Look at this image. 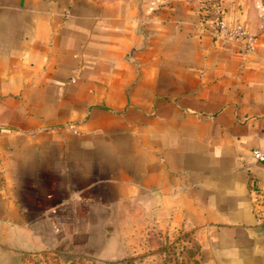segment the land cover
I'll return each mask as SVG.
<instances>
[{
  "label": "crops",
  "instance_id": "obj_1",
  "mask_svg": "<svg viewBox=\"0 0 264 264\" xmlns=\"http://www.w3.org/2000/svg\"><path fill=\"white\" fill-rule=\"evenodd\" d=\"M211 2L0 0V262L135 207L264 264V0Z\"/></svg>",
  "mask_w": 264,
  "mask_h": 264
},
{
  "label": "rangeland",
  "instance_id": "obj_2",
  "mask_svg": "<svg viewBox=\"0 0 264 264\" xmlns=\"http://www.w3.org/2000/svg\"><path fill=\"white\" fill-rule=\"evenodd\" d=\"M126 209L94 211L89 222L69 223L44 246L13 253L0 264H207L190 228L157 221L152 211L140 216L135 207Z\"/></svg>",
  "mask_w": 264,
  "mask_h": 264
},
{
  "label": "built area",
  "instance_id": "obj_3",
  "mask_svg": "<svg viewBox=\"0 0 264 264\" xmlns=\"http://www.w3.org/2000/svg\"><path fill=\"white\" fill-rule=\"evenodd\" d=\"M215 25L219 28V30L225 35L235 38L236 40L246 39L249 43L252 41V37L250 34L243 30L241 27H227L224 24V21L222 20L221 16L219 14H215ZM253 157L256 161L264 163V151L260 149H254L252 150ZM258 220H264V189L261 193V199H260V208L257 214Z\"/></svg>",
  "mask_w": 264,
  "mask_h": 264
}]
</instances>
